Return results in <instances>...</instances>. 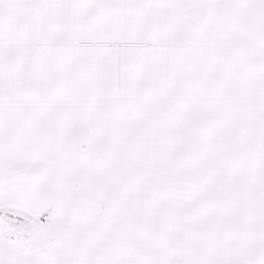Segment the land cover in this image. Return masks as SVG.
<instances>
[{
  "label": "snow or ice",
  "instance_id": "obj_1",
  "mask_svg": "<svg viewBox=\"0 0 264 264\" xmlns=\"http://www.w3.org/2000/svg\"><path fill=\"white\" fill-rule=\"evenodd\" d=\"M0 264H264V0H0Z\"/></svg>",
  "mask_w": 264,
  "mask_h": 264
}]
</instances>
